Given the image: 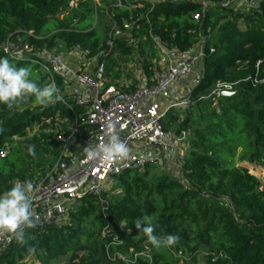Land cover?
<instances>
[{"label":"trees","instance_id":"trees-1","mask_svg":"<svg viewBox=\"0 0 264 264\" xmlns=\"http://www.w3.org/2000/svg\"><path fill=\"white\" fill-rule=\"evenodd\" d=\"M98 1L79 0L77 9L66 12L70 0H0V57L9 58L2 52L5 42H15L28 32L36 38L24 39L37 50L80 44L95 54L108 27L101 36L98 23L88 22L94 13L112 18L120 30L130 31L138 46L150 49L155 39L169 50L186 52L205 35V56L196 67L199 78L189 94L198 119L188 111L180 121L170 110L161 119L164 133L175 124L178 134L192 129L182 175L157 173L151 164L131 167L115 178L119 193L102 194L108 204L105 212L97 197L85 196L69 209L67 220L27 229L24 242L14 240L0 256V264L27 260L29 264H123L111 261L106 248L109 255L138 254L134 264H197L198 255L205 264H264V182L243 166H264V0L247 13L228 9L229 17L222 21L211 10L228 0H206L210 5L200 23L192 18L202 10L197 2H166L151 9L141 3L130 10L116 6L130 0ZM134 47L118 39L108 64L115 66V54L131 55ZM143 62V73L151 83L156 67L145 58ZM25 67L39 86L48 84L37 66ZM105 76H110L108 65ZM55 80L64 95L62 79ZM222 83L233 85L232 95L220 96L213 105L211 92ZM135 85L122 88L128 92ZM62 97L72 104L70 96ZM27 100L12 109L0 105V149L9 146L6 158L0 159V193L15 180L40 177L57 160L52 132L44 125L37 128L42 119L73 120L61 101L44 107L34 98ZM74 110L81 113L80 108ZM29 146L35 156L29 155ZM143 215L154 217L155 235H178V243L153 247L133 225Z\"/></svg>","mask_w":264,"mask_h":264},{"label":"built area","instance_id":"built-area-1","mask_svg":"<svg viewBox=\"0 0 264 264\" xmlns=\"http://www.w3.org/2000/svg\"><path fill=\"white\" fill-rule=\"evenodd\" d=\"M185 1L202 4L201 13L192 16L193 20L200 23L207 6L210 5L206 0H130L125 6L118 1L116 6L133 10L140 8L141 3H147L151 9L157 4ZM256 1L259 0H249ZM78 2L79 0H70L66 12L77 9ZM254 8H257V5L247 11L250 12ZM24 37L36 38L31 32L25 33ZM24 37L17 38L15 42H5L2 52L16 62L29 63L40 68L46 75L48 84L54 82L56 85L55 79L59 76L64 85V95L71 97L72 104L68 103L65 97H62L61 102L71 111L73 117V120L59 116L42 119L37 128L44 125L52 132L58 146L57 160L40 177L34 180H15L12 184H33L34 190L29 195L34 227L41 229L49 224L62 222L69 209L88 195L97 197L102 205V213L105 212L108 204L102 199V194L108 182L131 167L143 169L146 165L156 162V150L161 155H169L174 150L177 162L183 165L187 152V146L184 144L187 134L185 131L181 132L176 138L177 145H170L164 138L161 119L169 107L178 104L186 106L190 102L185 97H175L171 100L173 104L165 110L162 109L161 103L167 99L169 89L187 79L204 58L205 35L199 36L195 51L191 49L186 52L169 50L164 44L153 39V48L158 54L156 63L162 65L163 70L158 71L156 67L152 84L136 87L128 92L109 85L108 77L105 76L106 67L109 66L108 59L114 52L116 41L124 38L126 47L134 44L130 31L120 30L112 18L109 19L104 43L95 54L80 44L69 48L61 46L59 50H37ZM19 44L22 47L18 51L14 46ZM73 88L83 94L74 93L71 90ZM232 89V84H216L210 95L212 104L215 105L221 92H231ZM74 107L80 108L81 113L77 114ZM110 125L128 146L127 158L108 162L87 161L84 147L103 145L107 139L105 133ZM8 149V145L0 149V159L6 158ZM71 188L75 189L66 193ZM27 229L29 228L25 231ZM102 237H105L104 232ZM14 240L8 235H0V256L8 250ZM113 240L114 244L121 245L119 240ZM106 254L111 261L123 264H134L138 257V254L130 253L125 256L118 252L109 255L108 248ZM144 255L149 258L148 254Z\"/></svg>","mask_w":264,"mask_h":264},{"label":"clouds","instance_id":"clouds-1","mask_svg":"<svg viewBox=\"0 0 264 264\" xmlns=\"http://www.w3.org/2000/svg\"><path fill=\"white\" fill-rule=\"evenodd\" d=\"M30 74L29 68L17 67L9 58L0 57V105L12 109L31 97L35 104L47 107L62 100L54 82L41 87L30 79ZM105 135L107 139L103 145L84 147L86 160L108 162L126 159L129 148L111 125ZM28 153L35 156L33 146H29ZM33 190L31 182H16L10 189L0 193V235H8L19 243L24 242L25 229L35 226L29 195ZM133 225L138 234L142 233L155 248L171 247L179 241V236L175 234L155 235L154 217L151 215L135 219Z\"/></svg>","mask_w":264,"mask_h":264},{"label":"rangeland","instance_id":"rangeland-1","mask_svg":"<svg viewBox=\"0 0 264 264\" xmlns=\"http://www.w3.org/2000/svg\"><path fill=\"white\" fill-rule=\"evenodd\" d=\"M258 2L259 1L249 2V0H228L224 5L213 8L211 10V14L216 20L222 21V20H224L225 17H229L228 9H232L233 12H235V13H237V12L238 13H241V12L247 13L248 12L247 9H250L253 6L257 5ZM98 3H99V1L96 0L95 4H98ZM88 22L92 23L93 26L96 23H98L97 28L99 30V33L101 34V36H103L105 34V29L108 27V20L105 16H101V14H99V13L98 14L94 13L91 20ZM240 23H241V27H243V24H242L243 22H240ZM208 36L210 38H212L213 34L210 32ZM133 42H134V44L131 47L135 46L134 48L136 51L134 53H132L131 55L121 57V56L117 55V53H116L115 58H116L117 63H115L116 64L115 66L117 67V69H119V73H118L117 78L119 79L120 82H124V83L130 82L133 84L135 83L137 85H139V84L141 85V83H140L141 82V76L140 75H141V73L144 72V67H143L144 58L147 61H152L154 63L153 68L157 67L158 71H161L163 66L158 65L156 63V60H157L156 58L158 57V54L155 52V54L153 56L152 51H151V49L154 50V48L150 49L147 45L138 46L135 39H133ZM143 42H144V39H143ZM12 63H14L16 65L17 62L13 61ZM21 64H23V65H21L22 67H25L29 63L23 62ZM29 65L34 66L32 64H29ZM37 70H38V72L42 73V70L40 68H37ZM195 72L197 73V70ZM115 73H116V70H112V78L114 77ZM138 73H139V75H138ZM136 74L138 76H136ZM194 74L195 73L190 74L189 77L183 81L184 83L186 82L185 86L188 89L186 90V88H185V92L183 93V95H181V96H183L182 98L185 97L190 102V104L186 105V106L178 104L175 107H169L168 108V110H170L173 114H175L180 121H183L186 117H188V114H187L188 111L191 112V118H193V119L197 118L198 119L199 113L196 110V108L194 109L193 103H191V100L189 99V94L192 91V89L195 87V84L197 82V81L195 82ZM183 82L174 84V86L176 88H179V90H180L182 87L184 88V86L182 85ZM188 91H189V93H187ZM168 96L171 97V95H168ZM22 102L28 103V100L25 99ZM163 102H165L164 107H162L163 110H165L170 104H173V102L170 101L169 99H166ZM167 111L165 110V112H167ZM176 130H177V124H175L168 133H164V138H166V135L169 133L174 134V138H173L174 145H175V143L177 145L176 138L179 136V134L181 132H183V131H180V133L178 134V133H176ZM191 131H192V129L191 130L189 129L188 131H185V132H187L190 135ZM189 135H188V138L186 137L187 143L184 142L185 146L189 145V143H190V141H189L190 136ZM54 147H55L54 149L57 151L58 146L55 145ZM187 150H188V146H187ZM154 154L157 156L158 160H156V162L152 163L151 167L154 168L157 173H161V172L166 173V170L170 171L169 166L167 164L163 163V161H164L163 156L161 154H159V152L157 150L154 151ZM243 166L247 167L249 172L251 174H253L256 178H258L259 180L264 182V166H254V165L246 164V163H244ZM34 174L37 175V173H34ZM108 191L111 193H119L120 192V190L118 189V186H116L115 178H112L108 182V184L105 188V192H108ZM64 220H67V218L63 219L62 221H64ZM26 262H27L26 264H29L30 260H27ZM196 263L197 264H205V260L203 259V257L201 255H198Z\"/></svg>","mask_w":264,"mask_h":264},{"label":"crops","instance_id":"crops-1","mask_svg":"<svg viewBox=\"0 0 264 264\" xmlns=\"http://www.w3.org/2000/svg\"><path fill=\"white\" fill-rule=\"evenodd\" d=\"M96 25V24H95ZM108 25H109V19H108ZM197 46V45H196ZM192 51H195V48H193V50ZM115 57H116V54H115ZM115 61H116V58H115ZM115 63V62H114ZM197 67V66H196ZM112 70H116V73H115V75H114V79L112 78ZM162 70H163V68H162ZM196 71V68L192 71V73H195L194 74V78H195V82H196V76H197V73L195 72ZM109 72H110V76L108 77V79H107V83L109 84V85H113V86H116V87H118V88H122V87H124L125 89H127V88H129L133 83H124V82H120L119 81V79L117 78V76H118V73H119V69H117V67L116 66H114L112 63H109ZM191 73V74H192ZM143 74V75H142ZM138 75H139V73H138ZM137 74H136V76H138ZM141 85L139 84V85H137L136 84V87H142V86H149L150 84H152L153 83V81L151 82V83H148V80H147V78L145 77V75H144V73H141ZM152 80H153V78H152ZM121 83V84H120ZM185 84H186V82L184 83L183 82V86H184V88L182 87L180 90H179V88H176L175 86L173 87H171L170 89H169V95H171V97L170 96H168V97H166L167 99H169L170 101L171 100H173L175 97H183V96H181V95H183V93L185 92V88H186V86H185ZM181 85V86H182ZM135 87V88H136ZM123 89V88H122ZM188 88H186V90H187ZM71 90H73V92L74 93H81V94H83V92H80L78 89H75V88H73V89H71ZM132 91V90H131ZM187 93H189V91L187 92ZM170 97V98H169ZM161 105H162V107H164V105H165V102H162L161 103ZM187 133V132H186ZM188 133H187V138H188ZM190 136V135H189ZM173 138H174V134H167L166 135V138H165V140L170 144V145H172V146H174L175 147V145H174V143H173ZM190 140H191V136H190ZM189 140V141H190ZM186 143H187V139H186V141H185ZM188 147H189V145H187ZM163 156V158H164V161H163V163H165V164H167L168 166H169V170L170 171H168V170H166V172L168 173V174H173L174 176H178V177H181V175H182V165L180 164V163H178L177 162V160H176V152L174 151V150H172V152L169 154V155H162Z\"/></svg>","mask_w":264,"mask_h":264},{"label":"water","instance_id":"water-1","mask_svg":"<svg viewBox=\"0 0 264 264\" xmlns=\"http://www.w3.org/2000/svg\"><path fill=\"white\" fill-rule=\"evenodd\" d=\"M14 47H15L16 50L19 51V50L21 49L22 46H21V44H19V45H16V46H14ZM198 78H199V77L196 76V81L198 80ZM230 95H232L231 92H221V93H220V96H221V97H222V96H230ZM74 189H75V188H71V189L67 190L66 193H68V192H70V191H73Z\"/></svg>","mask_w":264,"mask_h":264}]
</instances>
